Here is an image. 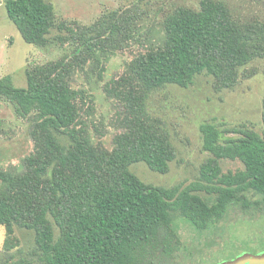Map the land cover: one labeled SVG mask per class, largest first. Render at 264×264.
<instances>
[{"label":"trees","instance_id":"obj_1","mask_svg":"<svg viewBox=\"0 0 264 264\" xmlns=\"http://www.w3.org/2000/svg\"><path fill=\"white\" fill-rule=\"evenodd\" d=\"M4 6L25 42L69 49L27 66L25 86L9 74L0 78V101L28 121L32 143L21 169L0 166L4 253L19 245L20 228L33 231L34 254L44 264H180L194 251L175 227L178 217L204 232L236 205L253 215L264 203V92L261 131L200 125L209 156L196 180L154 185L130 170L141 161L164 174L177 156L164 121L147 107L150 94L170 84L187 88L202 74L216 92L253 77L258 69L248 65L264 57L263 17L243 18L223 0H197L159 9L157 30L143 34L148 11L136 5L90 24L58 20L46 0H4ZM131 48L123 69L103 86L115 105L107 146V129L91 120L93 94L73 82L88 68L101 80L110 57ZM222 159L243 167L223 172Z\"/></svg>","mask_w":264,"mask_h":264},{"label":"rangeland","instance_id":"obj_2","mask_svg":"<svg viewBox=\"0 0 264 264\" xmlns=\"http://www.w3.org/2000/svg\"><path fill=\"white\" fill-rule=\"evenodd\" d=\"M46 1L53 5L58 20L82 24L93 23L111 10L136 5L148 11L142 27L145 34L146 29L157 30L161 16L158 13L159 9H168L180 3L194 4L197 0ZM223 1L230 6L233 13L243 18H250L253 15L264 18V0ZM138 47L137 45L133 49ZM133 49L111 56L106 63V71L101 80H97L95 73L89 68L75 74L73 85L93 94L95 110L91 120L101 131L107 129L108 133L103 137L107 146H110L111 133L115 131L108 125L113 121L115 105L106 98L103 86L123 69L125 61L132 56ZM67 51H69L67 46L60 48L50 45L47 48H39L25 42L7 16L4 0H0V78L9 74L16 86H25L24 70L27 66L56 59ZM248 67L258 69L257 74L243 80L233 90L214 91L210 76L202 74L197 76L194 83L187 88L170 84L152 92L147 101V107L154 116L164 121V127L177 148V156L170 162L169 169L164 174L152 171L141 161L131 164L130 170L144 182L154 185L172 186L179 182L188 184L197 179L201 162L209 156V153L202 149L200 131L202 123H224L222 127L243 124L261 131L264 92L261 69H264V57L251 62ZM0 118L3 121L0 128V166L21 169V159L32 149L28 134L29 123L26 119L17 117L12 105L3 101H0ZM235 135V133L225 134L228 137ZM220 164L223 172L236 171L243 167L239 160L222 159ZM250 197L251 200L259 199L253 194ZM174 223L184 244L194 251L190 256L193 258V263H199V260L203 263L209 257L218 256L217 252L225 246L245 247L252 236H261L264 233V209L249 215L236 205L204 232L197 231L182 217H178ZM15 232L19 238V245L4 253L2 243L5 236L0 227V264L5 258L9 264H44L34 254L33 231L15 228ZM185 259L187 257L183 258L182 264L186 263Z\"/></svg>","mask_w":264,"mask_h":264},{"label":"flooded vegetation","instance_id":"obj_3","mask_svg":"<svg viewBox=\"0 0 264 264\" xmlns=\"http://www.w3.org/2000/svg\"><path fill=\"white\" fill-rule=\"evenodd\" d=\"M261 208L264 209V203L262 202L256 206L255 212L258 213L259 210H263ZM217 253L218 256L209 257L203 263L201 260H199V263H193V258H187L185 259V264H264V260L262 259H259V261H251V259L244 258L247 254L257 256L264 254V233L261 236H252L250 241L245 244V247L228 245L221 248ZM180 264H182V260Z\"/></svg>","mask_w":264,"mask_h":264},{"label":"water","instance_id":"obj_4","mask_svg":"<svg viewBox=\"0 0 264 264\" xmlns=\"http://www.w3.org/2000/svg\"><path fill=\"white\" fill-rule=\"evenodd\" d=\"M244 258L251 259V261H252V260H254V261H259V259L264 260V254H261V255H259V256H257V255L247 254V255H245Z\"/></svg>","mask_w":264,"mask_h":264}]
</instances>
